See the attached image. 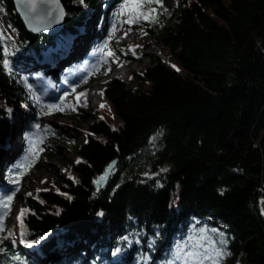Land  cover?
Wrapping results in <instances>:
<instances>
[{"label": "trees", "instance_id": "obj_1", "mask_svg": "<svg viewBox=\"0 0 264 264\" xmlns=\"http://www.w3.org/2000/svg\"><path fill=\"white\" fill-rule=\"evenodd\" d=\"M60 1L65 19L51 37L29 34L13 0H0L30 50L10 56L25 72L43 60L57 72L62 57L47 51L59 42L60 55L67 54L96 14L95 0ZM176 2L181 8L173 21L136 26L149 24L177 69L154 57L142 76L134 75L135 85L108 82L105 114L117 123H89L74 178L56 173L59 191L22 198L21 245L12 231L0 239V264H136L161 257L164 243L162 260L169 264L173 246L201 220L225 232L224 264H264V0ZM157 5L161 10L155 0L147 6ZM17 83V73L0 63V146L11 126L8 104L29 101ZM22 249H35L33 262Z\"/></svg>", "mask_w": 264, "mask_h": 264}, {"label": "rangeland", "instance_id": "obj_2", "mask_svg": "<svg viewBox=\"0 0 264 264\" xmlns=\"http://www.w3.org/2000/svg\"><path fill=\"white\" fill-rule=\"evenodd\" d=\"M95 4H97L96 14L88 18L81 29L88 22L98 30L104 26L107 30L105 36L107 42L97 47L94 36L89 39V36H85L77 39L76 42L75 36L65 57L60 55L62 54L60 53L61 44L58 42L56 47L47 51L54 53L59 59L62 57L56 66L57 72H54L52 68L55 67L50 66L46 60L38 64L33 71L27 69V72L24 71L23 62L14 65L10 56L19 53L29 55L30 50L27 45L19 41V32L11 25L9 14L0 8V63L6 73L13 71L17 73V87H20L29 99V101L18 99L8 104L11 109L10 133L0 146V181L5 186V190L0 191V239L8 236L12 231L15 233V244L18 246L21 245L19 219L26 208L22 198H33L42 192L57 191L60 185L57 172L64 178H74L73 167L78 161L76 150L86 140L89 123L106 118L107 122L117 123L112 121L110 111L107 110L105 114L104 108L107 106V101L104 88L108 82L120 78L135 85L134 75L142 76L154 57L160 58L170 66L175 65L170 49L164 44L156 43L153 36L149 34L151 29L149 24L141 25V23L161 24L167 19L173 21L181 8L176 0H160L161 10L158 5L150 7L155 10L153 13L155 20H142V22L137 20L133 23L120 20L122 16H126L128 21L130 19L121 7L112 9L107 14L106 21L104 18L99 20L98 14L107 13V7L104 0H95ZM147 5L145 8H148ZM163 10L165 17L162 16ZM139 22L141 23L136 26ZM81 29L80 32H82ZM86 39L88 44L85 43L84 51L94 52L99 58H103L109 52L113 54L108 58H115L114 54L120 45L123 46L124 55L127 57L130 53L141 55L140 60L136 61L137 69L129 71L124 77L119 73L115 74L112 67L95 71L93 70L95 65L92 63L90 68H85L81 62L82 58L72 53L74 51L72 45L73 42L83 44ZM89 40L93 43L89 44ZM144 42L148 47L142 49ZM128 48H133L135 51L132 52ZM5 60L8 61L7 65L4 63ZM47 68L50 74L45 73ZM174 68L177 69V67ZM29 71L35 74L30 76ZM83 89L90 96H85L88 101L82 99L84 96H80ZM75 99L84 102V105L73 104ZM102 104L104 107H101ZM72 115L86 117L89 121L88 123L76 122L71 118ZM43 119L48 122L41 127ZM19 127H22L21 133L13 135ZM57 134L60 135L59 138L56 137ZM57 150L59 153L56 152ZM11 151L15 153L14 156L10 154ZM51 152L57 154L50 156ZM9 196L12 197L11 200L7 199ZM164 248H167L166 243L162 246L161 257L151 259L145 256L140 259V263L137 261L136 264H164L162 260ZM194 249H199V253L189 255ZM22 252V257L27 263L33 262L37 256L35 249H22ZM228 255V242L222 228L213 227L208 221L201 220L191 224L188 234L173 246L168 255V262L169 264H224Z\"/></svg>", "mask_w": 264, "mask_h": 264}, {"label": "bare ground", "instance_id": "obj_3", "mask_svg": "<svg viewBox=\"0 0 264 264\" xmlns=\"http://www.w3.org/2000/svg\"><path fill=\"white\" fill-rule=\"evenodd\" d=\"M123 1L124 0H104V3L107 7V13L104 12V16H105V21L107 19V14H109V12L116 8V7H121V5L123 4ZM104 27V26H103ZM101 27V30H98V28H95L93 27V24H91L90 22H88L84 28L81 29L82 32L79 31V33L76 35V39H75V42L77 41V39L79 38H83L85 36H89V38H92L94 36V40H97L95 42L96 46L97 47H100L103 45V43H106L107 42V39H105V36H106V31L105 30V27L103 28ZM108 28V27H107ZM88 39H86V41L83 43V44H80V43H75L73 42L74 44L72 45V48H74L73 50V54H77V56H80L82 59H81V62L83 63L84 67L86 68H90L91 65H95L94 66V69L95 71H98V70H101V68H104V67H112L113 68V72L116 74H120L122 76H127V73L129 71H134L137 69L138 65H137V62L140 60L141 58V55H137V54H133V53H130V56L127 57L124 55V50H123V46H118L117 48V51L116 53L114 54L115 55V58H108L109 57V54H105L103 58H99L97 54H95L94 52L93 53H86L84 51L85 49V43L88 44ZM71 43V42H70ZM90 43H93L91 42V40H89V44ZM70 46V45H69ZM148 47L147 43H143L141 48H146ZM69 49V47H68ZM130 51L134 52L135 49L133 48H128ZM68 51V50H67ZM113 54V53H112ZM165 59V57H164ZM137 61V62H136ZM93 63V64H92ZM128 68V69H122V68ZM96 94V92H95ZM82 99H84L85 101H88V99L84 96L82 97ZM80 104V105H84V102H79L77 101L76 99L73 100V104ZM22 131V127H19V130H17L15 133H13V135L15 134H20ZM10 133V132H9ZM12 134V133H11ZM11 134H10V137H11ZM14 139V137H13ZM9 145V144H7ZM8 147V146H7ZM6 147V149H8ZM11 155H15V153L13 151L10 152ZM9 156V155H8ZM5 190V186L3 183H1L0 181V191H4Z\"/></svg>", "mask_w": 264, "mask_h": 264}, {"label": "water", "instance_id": "obj_4", "mask_svg": "<svg viewBox=\"0 0 264 264\" xmlns=\"http://www.w3.org/2000/svg\"><path fill=\"white\" fill-rule=\"evenodd\" d=\"M16 15L24 23L29 34L55 36L64 23L65 9L60 0H13ZM115 167V162L110 165L105 176L97 187L101 188L108 182Z\"/></svg>", "mask_w": 264, "mask_h": 264}, {"label": "snow or ice", "instance_id": "obj_5", "mask_svg": "<svg viewBox=\"0 0 264 264\" xmlns=\"http://www.w3.org/2000/svg\"><path fill=\"white\" fill-rule=\"evenodd\" d=\"M153 0H124V4L121 5V9L125 10L130 17L129 23H133L137 20H144V21H152L155 20V16L153 15L154 9L152 8H145L146 4L152 3ZM156 3H160V0H155ZM109 55H112L111 52H109ZM5 65L8 64V61H4ZM173 67H176V65H173ZM31 87V85H29ZM101 107H104L102 104ZM11 111V109H9ZM36 127H39V125H36ZM79 162V161H78ZM59 191V189H57ZM8 200H11L12 197H7ZM21 220H23V214H21ZM30 243L35 244V241H31ZM199 249H194L193 252L189 253V255H196L199 253Z\"/></svg>", "mask_w": 264, "mask_h": 264}]
</instances>
